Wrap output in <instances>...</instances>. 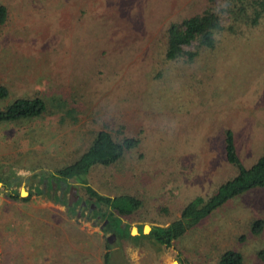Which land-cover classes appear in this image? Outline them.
<instances>
[{
    "label": "rangeland",
    "instance_id": "rangeland-1",
    "mask_svg": "<svg viewBox=\"0 0 264 264\" xmlns=\"http://www.w3.org/2000/svg\"><path fill=\"white\" fill-rule=\"evenodd\" d=\"M0 3L7 10L0 25V85L8 91L0 109L19 97L38 96L47 103L40 116L0 122V147L19 149L23 158L34 159L30 169L11 173L13 179L8 168L0 169V178L18 183L14 188L5 185L0 200V264H103L111 233L97 232L100 221L93 227L94 237L87 229L77 234L78 227L68 228L79 209L74 203L85 198L76 183L77 198L69 205L74 212L68 219L54 209L52 231L38 225L32 213L37 202L30 209L24 206L52 189L44 187L40 195L21 202L23 208L6 211L7 201L13 203L8 191L40 189L43 178L76 159L98 130L141 139L113 164L92 167L85 181L103 194L127 192L140 198L139 210L123 221L129 227L142 225V232L144 225H166L193 197L211 195L234 173L222 155L224 128L233 131L243 162L264 150V21L254 29L238 30L217 50L182 65L162 59L158 35L169 22L199 11L206 0ZM27 174L39 182L19 185ZM68 195L67 189L60 194L65 202ZM85 208L77 217L83 229L96 223L86 217ZM257 218L263 226L253 234L250 223ZM24 219L30 241L21 254L9 246H19L22 233L14 230ZM130 234L137 232L130 228ZM126 242L115 236L107 242L110 264H171L173 249L189 264H216L226 249L240 252L242 264H264V189L225 201L174 239L170 253H155L145 242Z\"/></svg>",
    "mask_w": 264,
    "mask_h": 264
},
{
    "label": "trees",
    "instance_id": "trees-1",
    "mask_svg": "<svg viewBox=\"0 0 264 264\" xmlns=\"http://www.w3.org/2000/svg\"><path fill=\"white\" fill-rule=\"evenodd\" d=\"M6 16V6L0 3V25L6 20ZM262 21H264V0H220L217 4H214V0H206L205 5L199 11L187 14L178 21L169 22L164 31L159 33L158 45L161 48L162 59L171 61L173 64L189 65L198 55L213 52L223 43H227L228 36H234L238 30L254 29ZM160 76L159 72L156 77L160 78ZM7 92V88L0 85V99L5 98ZM63 103L61 101L60 106ZM57 106L59 105L55 107ZM46 110L47 103L41 97H19L0 109V122L34 118ZM64 111L67 114L69 112L66 109ZM117 133L120 134L119 137L106 128L96 131L87 147L76 159L48 176L49 182L46 183V188H51L50 182L56 184L57 188L76 183L77 188L82 189L85 197L80 200L84 201L88 212L87 217L95 220L94 225L100 221V230L103 234L112 233L123 242L128 241L134 246H140L145 242L155 253H170L174 239L225 201L253 188L264 189V150L256 157L243 162L236 153L233 131L224 128L221 136L222 155L224 160L233 167L234 173L220 182L211 195L193 197L180 208L179 215L166 225H151L146 233L141 231L142 225H137V234L131 235L129 222L123 220H130L139 210L142 204L141 199L127 192L112 196L103 194L85 181V176L92 167L113 164L124 153L136 148L141 141L134 134L121 131ZM34 192L40 194L42 188ZM7 196L21 200L28 198L27 195L19 197L18 192L13 190L8 191ZM80 200H77L74 205H77ZM61 204L66 206L67 212H74V205L68 206L63 199H61ZM80 216H83L82 210ZM262 226L261 218L254 219L250 223V231L257 234L262 230ZM108 248L109 244L105 241L102 253L103 264H110L111 252ZM261 252L258 251L259 258H263ZM172 255L178 264H189L174 249ZM216 264H242V255L238 251L226 249L218 255Z\"/></svg>",
    "mask_w": 264,
    "mask_h": 264
},
{
    "label": "crops",
    "instance_id": "crops-1",
    "mask_svg": "<svg viewBox=\"0 0 264 264\" xmlns=\"http://www.w3.org/2000/svg\"><path fill=\"white\" fill-rule=\"evenodd\" d=\"M33 161H34V159H33ZM33 161L31 162V160L29 161V160H26L25 158H23V156L20 153V150L19 149H12V150H10L7 147H3V146L0 147V164L1 163L4 164L2 167H0V169L2 171H6V169L8 168L10 170V177L12 179H13V176H12L11 173H13L14 171H17L19 169L21 170L22 168H28V169H30L29 167L33 165ZM27 177L28 178H25L26 179L25 181H23L24 179H21L19 185H23V183H24V185H32V186H35L36 185V182L37 181L39 182V179H37V180L35 179L36 181H31V179H33V178L29 177V174H27ZM43 179H45V182L44 183L46 185V183L49 182V178L48 179L47 178H43ZM27 182H29V184H27ZM50 183H51L50 184V187L52 189V193L50 192L49 195L44 194L43 197H45V198H40V201H38V200H36L34 198H31V200H29L32 195H34V194L35 195H40V194H36L34 191H33V193H31L28 190L27 191H23L21 188L17 189L18 190L17 192L19 194V197H24V196L27 195L28 198H26L25 200H21L20 198H17V199H12L11 198V200H13V203L11 205L10 204H7L8 201L6 203V206H7L6 211H7V213L12 208L15 209L16 211H18L19 209L23 208V204L22 203L29 200L30 203L28 204V202H27V204L25 203L24 206L25 207H29V209H30L31 206L34 207V205H32V203L34 201L37 202L36 203V207H34L35 209H34V211L32 213H35V216L34 217L36 218V220L38 222V225H40L41 227H45L46 230L52 231L51 228H50V224H51L52 218L54 216V209H56V208H57V213H58V216L59 217H61L62 212H64L65 217L68 218V219H70V217H71L70 212H67V209L64 210V211L61 209V207H62L61 205H63V204H61V199H62L61 196L60 195L56 196V194H54V192H55L54 189L55 188L53 189V186L55 184L53 182H50ZM7 184L11 188H14L15 185H18L17 182H14L12 184V181H11L10 178L8 179V181H4L3 178H0V200H3V196L2 195H4V193L7 191V189L4 188V187H6L5 185H7ZM40 185L42 186V182L40 183ZM38 186H39V184H38ZM31 190H33V189H31ZM28 192H30V194H27ZM55 198H57L56 199L57 201L55 200ZM14 200H18V201H14ZM0 203H1V201H0ZM20 206H22V207H20ZM75 217H76V219L73 220V223L68 228H72V226H74V230H75L76 227H78L79 229H76L77 234L80 233V232L83 234V231H85L87 229V230L90 231V236L91 237H94V233L96 232L95 229L93 228L94 227V224H93L94 222H92V225L93 226H87L88 224H85V226H87V227H85V229H83L82 226L78 225L79 221H78V218H77L76 215H75ZM26 221L27 220L24 219L23 225L20 226V227H17L19 225V222H18V225L16 226V229L14 230L17 233H22L21 234L22 237H21V241H20L19 246L15 245V244H11V246H9V247H13V249L16 252L17 251L19 252L21 250L20 251L21 254L23 253L22 250L25 249V247L28 245V243L30 241L29 235H28V233H29L28 232V228H26L27 227ZM132 227L135 228V232H136V227L137 226L136 225L135 226H131L130 228H132ZM99 231H100V229H99ZM99 231H97V232L100 233V234H102L101 231L100 232ZM15 232H13V230H12V234H14ZM8 233H10V231L5 232V234H8ZM52 235H55V234L52 233ZM18 238L19 237H17V239ZM7 240H9V238H7ZM9 247L7 246V249ZM174 261H176V260L171 261V264H175Z\"/></svg>",
    "mask_w": 264,
    "mask_h": 264
},
{
    "label": "flooded vegetation",
    "instance_id": "flooded-vegetation-1",
    "mask_svg": "<svg viewBox=\"0 0 264 264\" xmlns=\"http://www.w3.org/2000/svg\"><path fill=\"white\" fill-rule=\"evenodd\" d=\"M51 184V183H50ZM53 185V184H52ZM51 185V186H52ZM72 185V184H71ZM71 185H69V186H67V187H65V186H58V188H57V186H56V184L53 186V189L55 188V192L56 191H58V192H60L59 194H57V193H55L56 194V196H58V195H60L61 193H64V189H67V192L69 193V187H71ZM73 186V185H72ZM44 187H46V185H45V183L44 182H42V187L41 188H43L44 189ZM75 187V186H74ZM43 189H42V192H43ZM47 189V188H46ZM51 189V188H50ZM52 193V192H51ZM41 194V193H40ZM73 196H75V194H70L69 193V195H68V199H73ZM77 198V197H76ZM78 200H80V199H78ZM77 201V200H76ZM66 204H68V201L66 200V202H65ZM71 204V203H70ZM69 204V205H70ZM79 209L78 210H76L75 211V215L77 216V217H79L80 216V211H81V209L83 208V205H85L84 204V201L83 200H80L79 201ZM65 208H66V206H65ZM67 209V208H66ZM86 217H87V215H86Z\"/></svg>",
    "mask_w": 264,
    "mask_h": 264
},
{
    "label": "water",
    "instance_id": "water-1",
    "mask_svg": "<svg viewBox=\"0 0 264 264\" xmlns=\"http://www.w3.org/2000/svg\"><path fill=\"white\" fill-rule=\"evenodd\" d=\"M74 191H75V188H74L73 186L69 187V193H70V194H74ZM75 198H76V195L73 196V199H75ZM70 203H71V199H68V205H69ZM145 228L149 229V226H148V225H144V226H143V229H144V230H143V233H145ZM131 230H132V233H133V232L135 233V228H134V227H132ZM112 237H114V235H113L112 233L110 234V237H106L107 242H109L110 238H112ZM174 263L177 264L176 261H174Z\"/></svg>",
    "mask_w": 264,
    "mask_h": 264
},
{
    "label": "bare ground",
    "instance_id": "bare-ground-1",
    "mask_svg": "<svg viewBox=\"0 0 264 264\" xmlns=\"http://www.w3.org/2000/svg\"><path fill=\"white\" fill-rule=\"evenodd\" d=\"M145 230H146V228H145Z\"/></svg>",
    "mask_w": 264,
    "mask_h": 264
}]
</instances>
